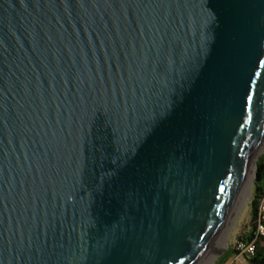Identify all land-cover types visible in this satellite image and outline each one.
Segmentation results:
<instances>
[{"label":"water","instance_id":"water-1","mask_svg":"<svg viewBox=\"0 0 264 264\" xmlns=\"http://www.w3.org/2000/svg\"><path fill=\"white\" fill-rule=\"evenodd\" d=\"M264 142V0H0V264H201Z\"/></svg>","mask_w":264,"mask_h":264},{"label":"rangeland","instance_id":"rangeland-1","mask_svg":"<svg viewBox=\"0 0 264 264\" xmlns=\"http://www.w3.org/2000/svg\"><path fill=\"white\" fill-rule=\"evenodd\" d=\"M257 159L256 177L254 179L253 194L252 196L242 202L236 209V213L230 218L227 226L225 227L222 238L219 239L217 247L214 251L207 256L201 264H215L217 260L223 256L232 246L237 244L239 236L249 228L251 213H252V202L254 201L255 192L258 185L257 175L261 163H264V149ZM264 182H261V185ZM232 264H242V261H233Z\"/></svg>","mask_w":264,"mask_h":264},{"label":"trees","instance_id":"trees-1","mask_svg":"<svg viewBox=\"0 0 264 264\" xmlns=\"http://www.w3.org/2000/svg\"><path fill=\"white\" fill-rule=\"evenodd\" d=\"M258 185L255 192L254 201L252 202V213L250 226L245 230L240 236L238 241H251L257 237L258 233V223H259V200L264 195V163L260 164L258 175H257ZM240 252L236 248V245L230 247V249L220 257L221 262H227L233 255L239 254ZM247 263L246 264H264V236L260 237L257 242V248L254 254L244 255Z\"/></svg>","mask_w":264,"mask_h":264},{"label":"built area","instance_id":"built-area-1","mask_svg":"<svg viewBox=\"0 0 264 264\" xmlns=\"http://www.w3.org/2000/svg\"><path fill=\"white\" fill-rule=\"evenodd\" d=\"M264 236V195L259 200V223L257 237L251 241H238L236 248L240 252L239 255L254 254L257 248V242L260 237Z\"/></svg>","mask_w":264,"mask_h":264},{"label":"bare ground","instance_id":"bare-ground-1","mask_svg":"<svg viewBox=\"0 0 264 264\" xmlns=\"http://www.w3.org/2000/svg\"><path fill=\"white\" fill-rule=\"evenodd\" d=\"M263 149H264V142H263L262 147H261V149H260L259 155H260V153L262 152ZM258 157H260V156H258ZM256 163H257V162H256ZM256 163L252 166V169H251V171H250V174H249V176H248V179H247V181H246V183H245V185H244V188H243V190H242V192H241V194H240V197H239V199H238L237 206H236V208H235V212H234V213H236V209H237V207H238L239 205H241L242 202L248 200V199L252 196V194H253L254 179H255V177H256V169H257ZM224 231H225V230H224ZM224 231H223V233H222V235H221L220 238H222V236H223V234H224ZM217 244H218V243H217ZM216 247H217V245H216ZM209 255H210V254H209ZM209 255H208V256H209ZM206 259H207V257H206ZM206 259H205V260H206Z\"/></svg>","mask_w":264,"mask_h":264},{"label":"crops","instance_id":"crops-1","mask_svg":"<svg viewBox=\"0 0 264 264\" xmlns=\"http://www.w3.org/2000/svg\"><path fill=\"white\" fill-rule=\"evenodd\" d=\"M219 259L217 260V262L215 264H232L233 261H242V264H246L247 263V260H246L245 256H242V255H239V254L233 255L227 262H221Z\"/></svg>","mask_w":264,"mask_h":264}]
</instances>
